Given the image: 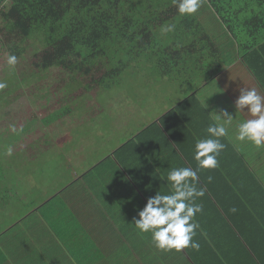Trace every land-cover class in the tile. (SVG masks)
Segmentation results:
<instances>
[{"label":"crops","instance_id":"1","mask_svg":"<svg viewBox=\"0 0 264 264\" xmlns=\"http://www.w3.org/2000/svg\"><path fill=\"white\" fill-rule=\"evenodd\" d=\"M227 32L223 26L220 32L209 35L226 63L216 79L211 76L204 81V89L217 88L209 89L214 93V101L221 100L218 106L196 107L190 100L199 99L191 94L163 117L140 122L135 132L127 118L124 123L115 122V118L110 120L108 129L113 130V135L103 142L115 145L99 161L85 166L90 150L99 153L100 149L88 145L77 147L74 157L64 158L70 178L64 184L69 186L52 197L31 200L29 211L16 215L9 226L0 229V264H133V256L143 260L142 252L148 254V246L144 249L136 243V249L132 241L151 239L135 228L133 217L148 197L157 191L170 192L164 180L169 170L196 167L193 146L197 139L207 136L206 128L212 123L209 113L221 110L234 118L229 128L231 138H221L225 148L217 158L218 167L202 174L204 183L232 186L233 191L206 192L197 201L210 198L219 200L223 207L231 205L236 209L229 212L235 225L227 217H221L217 227L202 225L199 221L203 210L195 217L200 224L194 237L201 241L199 251L182 250V260L175 250L165 252L167 256L160 258V264H212L216 255L227 258L226 264H264V147L257 149L248 142L234 140L236 125L251 118L247 109L240 112L234 107L239 89L257 87L264 94V29L258 27L252 31L251 36L260 37L262 42L257 49L246 53L239 45L230 44ZM217 34L224 36V45L213 41ZM231 58L235 61H229ZM208 177H212L211 182ZM209 204L205 205V213L214 216L212 209L208 211ZM220 212L223 214L221 207ZM206 226L208 231L220 230V235L214 237L220 241L219 251L214 246L217 240L211 241L206 235ZM245 250L254 252V263L245 257Z\"/></svg>","mask_w":264,"mask_h":264},{"label":"rangeland","instance_id":"2","mask_svg":"<svg viewBox=\"0 0 264 264\" xmlns=\"http://www.w3.org/2000/svg\"><path fill=\"white\" fill-rule=\"evenodd\" d=\"M11 6L6 1L1 8L3 13L0 12V42L4 45L0 49V81L7 84L0 90L1 230L16 215L29 211L31 200L52 197L69 186L64 184L70 179L64 158L74 157L77 147L88 145L100 149L99 153L90 150L85 166L99 161L115 145L103 142L113 135V130L108 129L113 118L118 123L129 119L135 132L140 122L163 117L191 94L199 100L190 102L203 107L201 100L212 94L210 89H217H204V81L209 78L204 73L216 70L209 62L201 74L191 65H176L168 68L166 76L152 64L144 63L130 66L115 86L101 91L97 81L108 69L106 59L85 63L78 55H69L62 61L45 63L43 57L52 48L41 34L25 35L23 26L10 13ZM190 17H196L210 36L223 28L204 1ZM213 41L219 46L226 43L220 34ZM9 54L18 58L14 69L7 65ZM219 75L215 71L212 79ZM213 101L212 96L206 100L207 109L216 108L221 100ZM13 125L18 130L23 128V132L13 133L10 130ZM8 147L12 148L10 156L6 154ZM20 197L26 200L21 201ZM132 242L133 247L139 243L144 249L149 248L148 254L142 252L143 260L133 256V264H160V258L167 256L149 240ZM174 253L182 260L181 252Z\"/></svg>","mask_w":264,"mask_h":264},{"label":"trees","instance_id":"3","mask_svg":"<svg viewBox=\"0 0 264 264\" xmlns=\"http://www.w3.org/2000/svg\"><path fill=\"white\" fill-rule=\"evenodd\" d=\"M6 1L12 3L10 13L23 26L25 35L41 34L45 43L52 48V52L43 57L45 63L59 62L69 55H78L85 63L106 59L108 69L97 81L101 91L115 86L127 69L135 64H152L164 76L168 68L176 65H191L196 73L201 74L207 62L215 65V71L219 72L226 64L219 55L220 49L196 17L180 16L173 0H0V12ZM203 1L228 30L230 44L239 45L245 53L259 47L262 39L251 34L258 27L264 29V0ZM168 24H175V30L162 32V26ZM3 47L0 42V49ZM215 71H207L204 76L211 77ZM203 171H198L199 179L203 182L198 188L202 187L205 193L233 191L232 186L204 183ZM205 201H197L204 210L200 224L217 227L221 217H227L230 224L235 225L229 213L231 205L223 207L219 200L210 198ZM207 202L212 204L208 205V211L212 209L214 216L205 213ZM228 202L231 203L230 200ZM205 229L208 231L207 226ZM219 233L217 228H210L206 235L212 241ZM214 246L219 251L220 241H214ZM244 252L252 262L254 252ZM214 257L217 259H212V264L229 262L227 258L220 259V255Z\"/></svg>","mask_w":264,"mask_h":264},{"label":"clouds","instance_id":"4","mask_svg":"<svg viewBox=\"0 0 264 264\" xmlns=\"http://www.w3.org/2000/svg\"><path fill=\"white\" fill-rule=\"evenodd\" d=\"M173 4L180 16H191L198 12L203 0H173ZM175 30V24L162 26V32L170 33ZM17 56L9 54L7 65L14 69ZM7 87L0 81V90ZM214 93L201 100L203 109L207 107L206 100ZM236 111L245 112L251 118L239 122L235 128L234 140L248 142L255 148L264 147V94L257 87L240 88L239 95L234 102ZM212 123L206 128L207 136L197 139L193 146V159L196 168L190 166L172 168L164 180L170 192L164 194L157 191L154 196L147 198L143 208L137 211L132 222L141 234H150L152 245L162 252H181L191 248L199 251L200 243L194 239L200 224L195 220L197 214L203 212V206L197 203L198 198L205 195L202 187L198 188L200 179L199 170L215 169L218 167V156L225 148L221 138L230 137L229 128L233 123V116L226 110L213 111ZM10 130L19 134L23 128L17 129L14 125ZM7 155H12V148L8 147ZM211 182L212 177H208ZM235 212L236 209H231Z\"/></svg>","mask_w":264,"mask_h":264},{"label":"bare ground","instance_id":"5","mask_svg":"<svg viewBox=\"0 0 264 264\" xmlns=\"http://www.w3.org/2000/svg\"><path fill=\"white\" fill-rule=\"evenodd\" d=\"M158 119V118H157Z\"/></svg>","mask_w":264,"mask_h":264}]
</instances>
